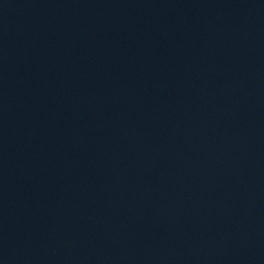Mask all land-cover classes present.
I'll use <instances>...</instances> for the list:
<instances>
[{
	"label": "water",
	"instance_id": "water-1",
	"mask_svg": "<svg viewBox=\"0 0 264 264\" xmlns=\"http://www.w3.org/2000/svg\"><path fill=\"white\" fill-rule=\"evenodd\" d=\"M0 264H264V0H0Z\"/></svg>",
	"mask_w": 264,
	"mask_h": 264
}]
</instances>
